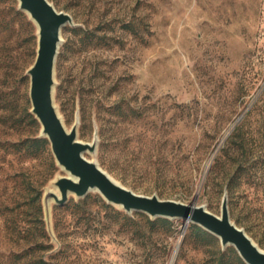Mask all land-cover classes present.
I'll use <instances>...</instances> for the list:
<instances>
[{
    "label": "rangeland",
    "instance_id": "obj_1",
    "mask_svg": "<svg viewBox=\"0 0 264 264\" xmlns=\"http://www.w3.org/2000/svg\"><path fill=\"white\" fill-rule=\"evenodd\" d=\"M49 1L78 26L63 30L55 102L68 129L79 118V140L98 130L86 157L133 192L217 216L228 190L231 220L264 251V142L223 152L264 89V0ZM36 50L35 24L0 0V264H246L189 221L130 215L99 192L52 202L47 220L43 195L66 174L49 142H33Z\"/></svg>",
    "mask_w": 264,
    "mask_h": 264
},
{
    "label": "water",
    "instance_id": "obj_2",
    "mask_svg": "<svg viewBox=\"0 0 264 264\" xmlns=\"http://www.w3.org/2000/svg\"><path fill=\"white\" fill-rule=\"evenodd\" d=\"M17 1L20 11L26 13L37 28V54L27 70L31 84V113L41 125L40 137L49 140L57 165L66 174L55 178L43 195L47 220H50L52 202L63 206L71 195L84 199L91 192H99L108 204L130 215L141 212L151 219L184 220L201 226L219 238L224 249L234 247L246 264H264V251L231 220L228 190L224 194L222 213L217 216L203 205L133 192L112 178L98 162L86 157L87 153H97L98 130L91 144L79 140V118L68 129L55 102L56 66L63 44V30L67 26H78L70 14L59 11L49 0Z\"/></svg>",
    "mask_w": 264,
    "mask_h": 264
},
{
    "label": "trees",
    "instance_id": "obj_3",
    "mask_svg": "<svg viewBox=\"0 0 264 264\" xmlns=\"http://www.w3.org/2000/svg\"><path fill=\"white\" fill-rule=\"evenodd\" d=\"M18 9H19V6H18ZM20 11V9H19ZM22 12V11H21ZM24 13V12H23ZM26 14V13H25ZM27 15V14H26ZM28 17V15H27ZM29 18V17H28ZM30 20V19H29ZM31 21V20H30ZM32 22V21H31ZM33 23V22H32ZM34 24V23H33ZM126 27L129 28L130 27V22L126 24ZM125 27V28H126ZM36 36H37V28H36ZM36 54H37V50H36ZM36 58V57H35ZM30 97V96H29ZM32 108V107H31ZM28 117L30 119V121L34 124H37L39 123V121L35 118V116L32 114V113H29L28 112ZM263 116V119H264V89L261 93V95L259 96V98L257 99L256 103L253 105L252 109L248 112L247 114V117L246 119L243 121L242 124H240L236 129H235V132L237 131V133L235 135H232L229 139V146L228 148L223 151L225 152V155L228 154V150H230L231 148H233V145H239L240 149L242 151H246L247 152V149H248V146L250 144V141L252 140L253 142H255L256 144H262L264 142V120H262V124H263V128L261 130L258 131V134L257 135H252L251 136V139L247 138V134L245 133V128H246V124H249L250 122V118L251 117H254V116ZM253 137V138H252ZM238 139H240V141H238ZM249 139V140H248ZM34 144L38 145V146H47L48 145V142L49 140L46 139V138H37L35 139L34 141ZM50 143V142H49ZM51 145V144H50ZM115 145V149H119V144L116 143L114 144ZM53 153V152H52ZM245 154V153H244ZM247 154V153H246ZM249 154V153H248ZM244 156V155H243ZM246 157V155H245ZM218 160V158L216 159ZM259 163L260 164V169L262 171V173L264 174V155H261L259 157ZM57 163V162H56ZM243 168V165H240V171L241 172H245L246 175H248L247 171H250L251 168ZM257 175V174H256ZM255 176V175H253ZM252 176V178H253ZM251 177V175H250ZM41 197V194L38 193L36 194V196H34L31 200V203H34L36 201H38ZM44 208V207H43ZM152 221H154L155 223H164V224H171L170 219H166V218H157V219H152ZM198 226V225H197ZM201 226H199V229L198 231H201L204 235H208L206 232L202 231L201 229ZM204 230V229H203ZM209 233V232H208ZM211 234V233H210ZM213 235V234H212ZM242 259V258H241ZM39 264H50L48 261L44 260V258H41L40 261H39Z\"/></svg>",
    "mask_w": 264,
    "mask_h": 264
},
{
    "label": "bare ground",
    "instance_id": "obj_4",
    "mask_svg": "<svg viewBox=\"0 0 264 264\" xmlns=\"http://www.w3.org/2000/svg\"><path fill=\"white\" fill-rule=\"evenodd\" d=\"M177 251H178V249H176V252L175 253H177Z\"/></svg>",
    "mask_w": 264,
    "mask_h": 264
}]
</instances>
